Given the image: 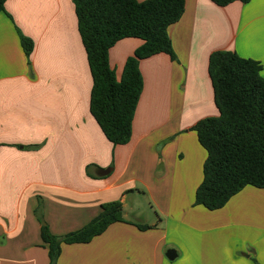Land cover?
Segmentation results:
<instances>
[{
	"label": "crops",
	"instance_id": "obj_1",
	"mask_svg": "<svg viewBox=\"0 0 264 264\" xmlns=\"http://www.w3.org/2000/svg\"><path fill=\"white\" fill-rule=\"evenodd\" d=\"M168 35L177 59L141 61L132 136L114 146L90 111L93 79L74 0H7L0 14V264H49L44 225L62 237L113 202L122 204L124 223L89 244H64L57 264H264V189L248 186L218 211L195 206L207 152L193 131L219 115L213 53L257 61L264 78V0L224 8L186 0ZM21 36L34 43L29 58ZM142 45L126 39L110 50L118 80Z\"/></svg>",
	"mask_w": 264,
	"mask_h": 264
},
{
	"label": "trees",
	"instance_id": "obj_2",
	"mask_svg": "<svg viewBox=\"0 0 264 264\" xmlns=\"http://www.w3.org/2000/svg\"><path fill=\"white\" fill-rule=\"evenodd\" d=\"M211 1L224 8L252 0ZM6 2L0 0V14L5 13ZM74 6L93 79L91 114L110 143L126 145L144 88L140 63L159 54L177 59L168 29L182 19L186 0H74ZM126 39H139L143 45L127 60L118 80L110 66L109 52ZM21 44L29 58L34 43L21 36ZM262 70L259 62L234 52H215L210 57L209 73L219 115L193 128L207 152L195 206L218 211L248 186L264 189ZM116 223H124L120 202L103 205L98 217L64 237L54 236L44 225L41 235L49 264H57L64 244H89ZM139 229L147 231L151 227Z\"/></svg>",
	"mask_w": 264,
	"mask_h": 264
},
{
	"label": "water",
	"instance_id": "obj_3",
	"mask_svg": "<svg viewBox=\"0 0 264 264\" xmlns=\"http://www.w3.org/2000/svg\"><path fill=\"white\" fill-rule=\"evenodd\" d=\"M177 257V253L175 250H170L168 253H167V258L170 260V261H174Z\"/></svg>",
	"mask_w": 264,
	"mask_h": 264
},
{
	"label": "rangeland",
	"instance_id": "obj_4",
	"mask_svg": "<svg viewBox=\"0 0 264 264\" xmlns=\"http://www.w3.org/2000/svg\"><path fill=\"white\" fill-rule=\"evenodd\" d=\"M66 236V235H65ZM57 237H61V236H57ZM62 237H64V236H62Z\"/></svg>",
	"mask_w": 264,
	"mask_h": 264
}]
</instances>
